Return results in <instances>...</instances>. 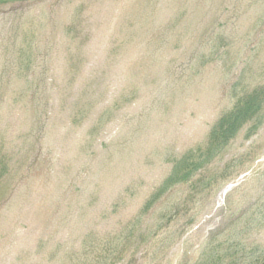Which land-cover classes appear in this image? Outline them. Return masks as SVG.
Returning a JSON list of instances; mask_svg holds the SVG:
<instances>
[{"label":"rangeland","instance_id":"1","mask_svg":"<svg viewBox=\"0 0 264 264\" xmlns=\"http://www.w3.org/2000/svg\"><path fill=\"white\" fill-rule=\"evenodd\" d=\"M235 241L264 246V0H0V264Z\"/></svg>","mask_w":264,"mask_h":264},{"label":"trees","instance_id":"2","mask_svg":"<svg viewBox=\"0 0 264 264\" xmlns=\"http://www.w3.org/2000/svg\"><path fill=\"white\" fill-rule=\"evenodd\" d=\"M252 97L253 98H250L248 103H245V107L243 109L236 111L230 117L224 118L220 121L221 123L228 121V124H224L222 127L213 130L211 139L214 141L216 140L217 142V146L214 147V150L226 145L244 124L259 114L263 103L261 95L259 94ZM212 152H210V154ZM195 170L197 171V169ZM195 170L184 175V182L190 179ZM171 184H176L172 178L165 182L163 190L153 195L152 200H150V204L155 203L164 193V190L166 191V189L169 188L168 186H171ZM249 246L250 250L247 248L246 244L235 241L231 244L230 248L226 249L225 243H220L217 246L215 245L214 248H208L205 250L201 258L193 264H264V246L256 245L255 243H250Z\"/></svg>","mask_w":264,"mask_h":264}]
</instances>
